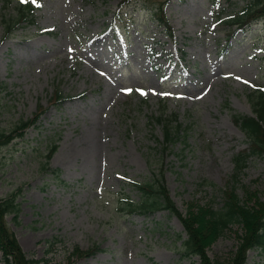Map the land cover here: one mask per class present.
<instances>
[{"label": "rangeland", "instance_id": "1", "mask_svg": "<svg viewBox=\"0 0 264 264\" xmlns=\"http://www.w3.org/2000/svg\"><path fill=\"white\" fill-rule=\"evenodd\" d=\"M37 1L34 22L4 36L16 0H0V133L11 135L0 146V196L19 204L6 221L22 249L62 264H202L185 254L178 216L127 214L125 194L138 199L136 183L162 177L182 214L190 201L223 205L219 189L248 146L234 116L252 115L248 93L264 86V18L222 55L220 20L247 0ZM158 6L171 36L153 18ZM160 114L181 124L165 150ZM236 186L264 197V156L249 158ZM238 232L209 247L213 261L226 264ZM245 264H264V250Z\"/></svg>", "mask_w": 264, "mask_h": 264}, {"label": "trees", "instance_id": "2", "mask_svg": "<svg viewBox=\"0 0 264 264\" xmlns=\"http://www.w3.org/2000/svg\"><path fill=\"white\" fill-rule=\"evenodd\" d=\"M7 5L13 0H6ZM39 6L38 2L33 3L16 0L15 15L13 17L2 16V23L5 28L4 36L13 33L14 30L23 22H34V12ZM151 12L157 16L159 23L165 25L169 30L167 17L164 7H152ZM264 18V0H247L238 10L231 11L222 19V23L228 26L229 33L227 41L222 47L223 53L228 50L231 38L237 30L248 28L250 24L258 19ZM168 34L172 35L168 31ZM254 115H235L234 120L246 135L248 146L235 156V171L232 179L224 189H219L222 193L223 205L219 208L213 204H201L190 201L187 206L186 214H182L173 199L171 198L163 178H157L154 182L136 183L141 196L134 199L130 194H125L126 202L123 210L127 214L149 215L160 209H167L170 213L178 216L187 238L183 242L185 254L197 255L202 264H217L208 255L209 247L233 225H239L241 232L237 233V244L230 253L226 264H245L248 251L259 247L264 250V197L257 189L249 186L243 188V195L238 192L236 183L240 172L247 166V161L254 155L264 156V87L254 89L248 93ZM42 108V107H41ZM39 108V109H41ZM40 114L35 119L21 120L18 127L24 128L38 120ZM161 123L164 139L161 147L165 150L170 144L175 143V139L182 136L180 134L181 124L173 125L171 119L163 114L156 117ZM11 135L0 133V146L10 141ZM53 146L47 154L46 166L49 158L55 150ZM19 204L15 197L4 199L0 196V251L2 258L7 264H62L61 262L52 263L48 259L30 258L22 249L18 238L13 230L10 229L6 221L7 215L17 218ZM97 247L88 251H72L71 255L76 256L93 253Z\"/></svg>", "mask_w": 264, "mask_h": 264}, {"label": "snow or ice", "instance_id": "3", "mask_svg": "<svg viewBox=\"0 0 264 264\" xmlns=\"http://www.w3.org/2000/svg\"><path fill=\"white\" fill-rule=\"evenodd\" d=\"M23 2H28V0H23ZM32 2H33V3H36L37 0H32ZM238 79H239V78H238ZM129 91H131V90H129ZM142 94H146V93H142Z\"/></svg>", "mask_w": 264, "mask_h": 264}, {"label": "bare ground", "instance_id": "4", "mask_svg": "<svg viewBox=\"0 0 264 264\" xmlns=\"http://www.w3.org/2000/svg\"><path fill=\"white\" fill-rule=\"evenodd\" d=\"M92 145H94V142H92V143L90 144V146H92Z\"/></svg>", "mask_w": 264, "mask_h": 264}]
</instances>
